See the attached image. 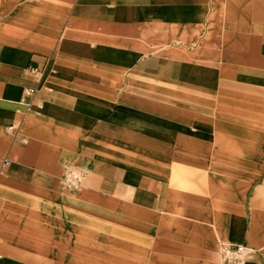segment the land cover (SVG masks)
<instances>
[{
  "label": "crops",
  "instance_id": "1",
  "mask_svg": "<svg viewBox=\"0 0 264 264\" xmlns=\"http://www.w3.org/2000/svg\"><path fill=\"white\" fill-rule=\"evenodd\" d=\"M0 264H264V0H0Z\"/></svg>",
  "mask_w": 264,
  "mask_h": 264
},
{
  "label": "built area",
  "instance_id": "2",
  "mask_svg": "<svg viewBox=\"0 0 264 264\" xmlns=\"http://www.w3.org/2000/svg\"><path fill=\"white\" fill-rule=\"evenodd\" d=\"M29 70L40 74L43 72V69L36 67H32ZM36 94H37L36 88L29 87L25 90V95L29 99L26 103L27 108H29V105L32 102V100L35 98ZM20 140L24 141L23 139ZM6 161L8 160L6 159ZM61 179L65 187L79 188L86 179V174L81 170L69 166L64 172ZM244 251H245L244 247L240 245L232 246L231 244H222L219 253L222 261L228 263H234L242 259V255Z\"/></svg>",
  "mask_w": 264,
  "mask_h": 264
},
{
  "label": "rangeland",
  "instance_id": "3",
  "mask_svg": "<svg viewBox=\"0 0 264 264\" xmlns=\"http://www.w3.org/2000/svg\"><path fill=\"white\" fill-rule=\"evenodd\" d=\"M222 260V259H221Z\"/></svg>",
  "mask_w": 264,
  "mask_h": 264
}]
</instances>
